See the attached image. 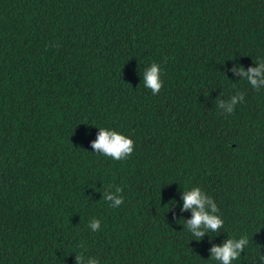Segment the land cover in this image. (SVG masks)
Masks as SVG:
<instances>
[{
    "label": "trees",
    "instance_id": "16d2710c",
    "mask_svg": "<svg viewBox=\"0 0 264 264\" xmlns=\"http://www.w3.org/2000/svg\"><path fill=\"white\" fill-rule=\"evenodd\" d=\"M262 63L264 0H0V264H222L241 236L232 264H264ZM193 186L224 220L199 240Z\"/></svg>",
    "mask_w": 264,
    "mask_h": 264
},
{
    "label": "clouds",
    "instance_id": "9594fccd",
    "mask_svg": "<svg viewBox=\"0 0 264 264\" xmlns=\"http://www.w3.org/2000/svg\"><path fill=\"white\" fill-rule=\"evenodd\" d=\"M264 68V63L259 68H250L247 70L248 80L252 86H257L256 77L260 75L261 69ZM235 71V69H233ZM241 73L245 70L243 67L239 69ZM161 68L157 63H152L150 67L144 72L143 83L144 86L151 90L153 95L160 92L163 81L160 78ZM264 83V80L260 81ZM240 99H243L241 95ZM236 103V98H233L232 104ZM222 106V105H221ZM227 111L232 113L234 110L231 105L228 106ZM133 140L110 128H101L98 137L92 142V147L99 150L106 157H110L114 161H123L129 157L133 152ZM122 191L117 188V192ZM183 210H192V217L186 223L187 229L195 236L197 240L201 239L206 231L218 233L224 225V220L216 213L219 211L214 199L205 194L199 186H193L184 194ZM123 203V197L114 199L112 207H119ZM206 205L208 208L206 209ZM89 227L93 231L100 230V221L93 219L89 222ZM248 238L241 236L239 239L229 238L222 245H214L211 249L212 258L221 261L222 264H232V261L239 259L240 253L248 246ZM77 264L82 259L81 255H77ZM264 259V257H262ZM90 264H99L98 260L93 258Z\"/></svg>",
    "mask_w": 264,
    "mask_h": 264
}]
</instances>
